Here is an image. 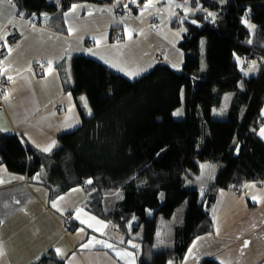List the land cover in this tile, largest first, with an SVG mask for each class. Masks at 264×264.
<instances>
[{"label": "trees", "instance_id": "16d2710c", "mask_svg": "<svg viewBox=\"0 0 264 264\" xmlns=\"http://www.w3.org/2000/svg\"><path fill=\"white\" fill-rule=\"evenodd\" d=\"M11 1L24 17L39 24L42 14L55 15L59 31L66 30L63 16L73 5L113 3ZM144 1L131 9L137 13ZM194 1L215 15L202 13L184 20L179 44L186 57L182 70L158 63L132 80L91 56L77 54L71 64L74 82H66V88L79 104L81 125L61 135L51 154L14 133L0 132V165L31 180L45 168L43 182L55 198L84 187L89 210L126 235L127 244L133 240L140 245L139 264L181 261L195 238L212 231V211L221 190L264 183V141L258 135L264 124V0ZM58 15L61 19L56 20ZM247 21L255 25L254 31ZM203 41L206 70L201 63ZM236 59L256 61L259 73L245 75ZM58 66L65 77V64ZM228 93L232 97L226 115L213 117L212 110L223 106ZM80 96L87 98L90 114ZM183 105L184 117L178 118L175 112ZM203 161L217 163L220 169L201 197L192 181ZM110 192H120L122 198L109 208ZM187 201L173 244L155 250L161 246L158 232L164 222ZM133 218L138 223L130 228ZM34 264L65 262L51 251ZM202 264L220 263L206 259Z\"/></svg>", "mask_w": 264, "mask_h": 264}, {"label": "crops", "instance_id": "0c3cea01", "mask_svg": "<svg viewBox=\"0 0 264 264\" xmlns=\"http://www.w3.org/2000/svg\"><path fill=\"white\" fill-rule=\"evenodd\" d=\"M192 1L190 12H195L194 8H202L199 13H191L194 16L202 13L215 15L200 2ZM82 3L85 2L75 6ZM73 6L63 16L66 30L59 31L54 27L55 15L42 14L39 24L24 17L12 1L0 0V36L5 34L10 23L16 25L23 36L20 44L8 50L0 71V91L4 90L0 94L4 106V111L0 113V132L14 133L46 154L53 153L59 147L61 135L73 132L82 123L79 104L73 93L67 90L66 82L73 84L71 60L78 52L83 53L80 51L81 45L76 48L74 38L95 36L98 30L86 31V25L74 22L72 17L76 12H72L75 9ZM39 33H48L49 36L40 37ZM116 36L118 39L122 36V40L113 42L110 39L107 52L99 53L101 57L83 54L92 56L112 70H124V61L130 63L135 59L132 48H139L138 54L145 59H150L147 51L152 55L156 52V48L144 38L128 46L124 32L118 31ZM94 40L88 41L93 44ZM115 45L120 48H114ZM115 49L120 52L119 60L111 55ZM105 58L115 59L117 66ZM236 60L245 75L255 76L259 73L257 62L246 64L243 60ZM61 63L65 64V77L58 66ZM145 72L136 76H142ZM227 99L228 103L224 98L220 109L212 110L213 117L225 116L231 102L230 97ZM79 101L90 114L87 98L80 96ZM262 116L264 118V108ZM262 130L264 124L258 132L264 141ZM209 162L215 171L204 187H195L197 175L192 181L201 197L220 169L217 163ZM45 174L46 169L43 168L31 180L26 174L12 172L6 165H0V264H34L51 251L65 264H139L140 245L133 240L127 244L126 235L89 210L88 194L84 187L78 186L82 192L74 187L55 198L43 182ZM212 220V231L195 238L185 257L170 264H202L206 259H214L220 264H264V183L248 182L239 191L221 190L212 211ZM174 229L167 247L174 242ZM159 245L161 248L164 246L163 243Z\"/></svg>", "mask_w": 264, "mask_h": 264}, {"label": "rangeland", "instance_id": "374dc122", "mask_svg": "<svg viewBox=\"0 0 264 264\" xmlns=\"http://www.w3.org/2000/svg\"><path fill=\"white\" fill-rule=\"evenodd\" d=\"M139 0H115L114 4H108L105 6L98 5V3H82L73 9L76 14L72 17L74 22L79 24L82 22L83 25H86L88 28L86 31H97L95 36H87L82 35L75 37L74 40L76 41L77 47L82 46L83 53H88L89 55H94L101 57L99 53L104 52L108 45L110 44V39L113 42H120L122 39L116 38L117 32L121 31L125 34V44L128 46H132L139 40V38H144L149 41L151 46L156 48V52L154 55L147 51V57L152 59H145L138 54L139 48H130L134 54L132 55L135 59L132 60L130 63L129 61L125 60L122 66H125L123 70H117L118 68H114V71L124 75L128 79H135L145 70L152 65L154 68L158 62H164L172 66L174 69H183L185 65V52L180 49L179 44L183 40V34L185 33V24L184 20H187L195 13H199L202 8H194L195 12H190V8H193V1L192 0H151V4H148V0L144 1L142 7H138V12L135 13L131 7L139 5ZM224 3L227 0L223 1ZM121 3V6H120ZM148 5L145 7V5ZM2 5V4H1ZM128 11L125 13L121 11L118 13L117 8ZM130 8V9H129ZM187 8H189V12H187ZM199 9V10H198ZM194 13V14H191ZM61 19L60 15L56 17V20ZM33 21V20H32ZM35 22V21H34ZM248 27L254 29V24L247 21ZM111 28L110 32L104 31V29ZM70 29V28H69ZM40 37H48V33H43ZM89 39H95V43L90 44L88 41ZM123 39V40H124ZM21 43V42H20ZM19 43V44H20ZM92 43V42H91ZM86 49H85V47ZM12 48V47H11ZM113 48V47H111ZM114 48H120L119 46L115 45ZM202 52H201V63H202V70L207 69L206 65V45L205 41L202 44ZM10 50V49H9ZM107 52V50H106ZM45 53V52H44ZM79 54H83L78 52ZM141 53V52H140ZM77 55V54H76ZM84 55V54H83ZM86 55V54H85ZM113 58L116 60L120 59V52L118 49H115L111 54ZM91 56V57H92ZM71 59V58H70ZM115 59L108 60L105 58L106 61L112 63L113 65L117 66V62ZM155 64H152L155 61ZM240 62V61H239ZM72 64V60H71ZM253 64H257L256 61ZM72 67V65H71ZM152 67L147 70L149 72L152 70ZM39 68V67H38ZM116 69V70H115ZM146 73V72H145ZM143 75V74H142ZM141 76V75H140ZM185 96V95H184ZM232 95L228 93L225 98L228 103V99ZM229 106V105H228ZM185 113V106H181L176 112L175 115L178 118L184 117ZM227 110H225V115ZM201 170L198 173L196 180L194 182L195 187H199L200 189L204 187L206 180L209 179L213 175L215 171L214 166L210 164L209 161H203L201 163ZM214 169V170H213ZM216 176V173H215ZM215 179V178H214ZM78 192H82L80 187H76ZM83 190V189H82ZM85 193V192H84ZM83 193V194H84ZM86 195L84 194V197ZM122 198V193L120 192H110L106 196L107 205L110 208L115 202L119 201ZM85 200L87 198L85 197ZM188 206V201L184 202L174 214L173 218L166 221L164 223L163 229L158 232V240L159 243H163L164 245L170 244L169 239L173 237V229L175 224L178 223V220L183 217L186 208ZM53 209L56 210V208ZM138 223V218H133L130 228ZM158 242V241H157ZM156 242V243H157ZM158 243V245H159ZM161 247L156 246L155 250H161ZM152 259V256H150Z\"/></svg>", "mask_w": 264, "mask_h": 264}, {"label": "built area", "instance_id": "2783aa9c", "mask_svg": "<svg viewBox=\"0 0 264 264\" xmlns=\"http://www.w3.org/2000/svg\"><path fill=\"white\" fill-rule=\"evenodd\" d=\"M23 39L21 32L18 27L12 23L8 24L5 29V34L3 35V39L0 41V71L3 68V63L7 54L8 49L14 47L17 43H19ZM4 90L0 91V94L3 93ZM4 111V106L0 99V113Z\"/></svg>", "mask_w": 264, "mask_h": 264}, {"label": "snow or ice", "instance_id": "6c2138e0", "mask_svg": "<svg viewBox=\"0 0 264 264\" xmlns=\"http://www.w3.org/2000/svg\"><path fill=\"white\" fill-rule=\"evenodd\" d=\"M11 2V0H9V3ZM133 2H135V0H133ZM148 4H151V0H148ZM148 5L146 4L145 7H147ZM73 7H76L75 5ZM209 15H212L211 13ZM195 22V21H193ZM0 39H3V36H0ZM50 63V62H49ZM9 80H11V77H8ZM262 134H264V130H262ZM48 149H45V151H47ZM55 206V205H53ZM87 246V245H86ZM107 247H111V245H106ZM133 247H135V245H133ZM59 251V250H57ZM119 254V253H118Z\"/></svg>", "mask_w": 264, "mask_h": 264}]
</instances>
